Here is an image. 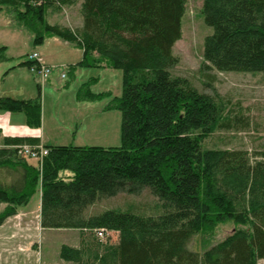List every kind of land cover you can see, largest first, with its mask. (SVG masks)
<instances>
[{"label":"trees","instance_id":"16d2710c","mask_svg":"<svg viewBox=\"0 0 264 264\" xmlns=\"http://www.w3.org/2000/svg\"><path fill=\"white\" fill-rule=\"evenodd\" d=\"M81 1L82 26L52 25L48 11ZM187 0H0V13L13 14L34 35L35 47L59 38L83 51L66 67L122 72V95L94 93L99 78L77 91L78 102L110 98L104 112L122 115L121 145L44 146L38 166L20 147L41 146L39 138H6L0 148V225L28 205L40 189L41 227L79 230V248L63 246L60 257L74 264H258L264 259V150L207 149L217 131L235 127L224 105L174 76L173 56L181 40ZM202 15L212 34L204 40L203 67L219 72L264 73V0H203ZM0 48V64L8 59ZM21 67L40 70L27 60ZM68 86V85H67ZM42 88L34 100L0 98V111L22 113L31 128L42 125ZM237 123H242L240 118ZM236 123V124H237ZM245 125H248L245 122ZM157 198L155 215L90 209L121 194ZM239 226L203 254L189 249L193 237H214L219 225ZM117 234L101 242L95 231ZM90 237H88V234Z\"/></svg>","mask_w":264,"mask_h":264},{"label":"rangeland","instance_id":"374dc122","mask_svg":"<svg viewBox=\"0 0 264 264\" xmlns=\"http://www.w3.org/2000/svg\"><path fill=\"white\" fill-rule=\"evenodd\" d=\"M81 4L82 2L78 1L73 6H57L49 9L48 22L52 25L77 29L82 22ZM202 9L203 0H187L182 38L173 48V56L178 60V65L172 73L174 76L187 78L199 92L210 95L222 103L225 109L224 117L231 118L235 123L233 130L214 133L205 141V148L245 150L249 152L252 161L260 160L259 154L264 150V73L219 72L203 67L204 40L213 30L205 24ZM46 41L44 46L35 47L34 35L30 30L19 28L13 14L8 11L0 13V48H8L6 52L8 60L0 64V98L20 99L17 97L23 95L25 91L27 93L28 89L37 93L38 97L41 80L46 83L42 91L41 103L43 129L47 137H52L51 139H54L52 141L58 143L59 140H63L65 132L69 136L73 135L78 123L81 134L90 139L86 144L95 143L94 146L102 147L120 146L122 115L119 111L104 112L110 98L96 102H78L76 94L80 86L90 78H99V82L92 87L94 93L110 91L113 97H120L123 87L122 72L112 69H81L72 79L67 75L66 66L58 70L59 78L56 80L54 71L57 70L45 64L37 52L42 51L50 63L66 64L76 62L80 51L72 47L69 51L66 45L61 46L59 42L63 41L60 39ZM30 59L41 60L44 66L52 69V72L45 77L36 67H33L32 73L29 68L20 66ZM41 66L40 63V68ZM18 68L21 69L11 73ZM8 73L11 75L6 78ZM51 81L53 82L50 83ZM237 118L243 120L242 123H237ZM245 122L248 125H245ZM65 139L63 144L58 145H67L69 137ZM73 143L72 140L69 142V144ZM29 162L38 166L42 163V159H30ZM39 191L34 195L33 204L35 200L40 199ZM157 201L150 191H145L140 196L121 194L98 203L90 209V213L98 215L107 210H117L145 216L155 215L158 210L155 207ZM30 219L31 229L36 230L31 233L32 240L37 242V245L33 246L34 252L32 251L36 264H62L59 263V257L63 246L80 247L79 230L43 231L40 228L38 212H33ZM238 227L233 222L223 223L216 229L214 237L196 235L191 239L188 247L203 254L211 246L232 235ZM117 239V234L113 232L107 240L114 244Z\"/></svg>","mask_w":264,"mask_h":264},{"label":"crops","instance_id":"0c3cea01","mask_svg":"<svg viewBox=\"0 0 264 264\" xmlns=\"http://www.w3.org/2000/svg\"><path fill=\"white\" fill-rule=\"evenodd\" d=\"M82 23H83V20L80 23V26L77 28H80L82 26ZM48 39L50 40L55 39V41H57V39L59 38L54 37V38H48ZM46 43L47 41H45V43L42 46H44ZM59 43L61 44V46L66 45L65 47L67 49L69 48V51H71V47L73 49L79 50L81 54V59H82V56H83L82 50L77 49L74 45L68 42H65V41L59 42ZM7 51H8V48H7ZM37 54L43 59V62H45V64L57 70V71H54L56 72L55 74L57 77L56 80L59 78V75L57 74V72H59L58 70H60L61 67H66L68 66V64L74 65L81 61V59L79 60L80 58V54H79V57L76 59L77 61L74 63H71V62H68L66 64L65 63L60 64L56 62L50 63L49 59H47V57L44 56L42 51L37 52ZM19 69L21 68L14 69L11 71V73ZM81 69L82 68L78 69L76 73H78V71ZM30 71L33 73L32 70ZM11 73H8L6 75V78H8L11 75ZM52 82L53 81H51L50 83ZM39 84L42 88V91H44L46 87V83H43L40 80ZM25 92L23 95H19L17 98H20L21 100H34L37 98V93H35L34 91H31L30 89H28L27 93ZM24 96H29V97L25 98ZM43 123H44V119L42 117L41 127L31 128L27 124V119L24 114L0 111V148L4 147V140L8 137L10 138H15V137L39 138L42 143L41 146L43 147L44 146H68L71 140L74 143L69 144V145H74V146H89V145L91 146L95 144V143L86 144V142L90 139H88L85 135L81 134V127H78L79 125H77L78 123H76L75 133L69 136L68 133L65 132V135L62 138L63 140H66L65 138L69 137V141H67L68 144L58 145V144H63L64 141L59 140L58 143H55L54 141H52L54 140V139H51L52 137H47L43 129ZM65 131H68V130L65 129ZM40 191H39V194H40L39 200H35V203L33 204V198H34L33 196L28 205L20 206L15 216L8 218L2 225H0V264H36L37 263V261L35 260V256L32 255V251L34 252L33 246L37 245V242L32 240V236H31L32 231H36V230L31 229L30 217L33 212L34 213L38 212L40 228L41 230L45 231L41 227V222H40L41 204H42V193ZM6 208H7V204L1 203L0 204V214L4 212ZM59 258H60L59 263L73 264L71 262L64 261L63 259H61V257ZM258 264H264V259L260 260Z\"/></svg>","mask_w":264,"mask_h":264},{"label":"built area","instance_id":"2783aa9c","mask_svg":"<svg viewBox=\"0 0 264 264\" xmlns=\"http://www.w3.org/2000/svg\"><path fill=\"white\" fill-rule=\"evenodd\" d=\"M32 61H37L41 63L40 73H42L45 77H47L48 73L52 72V69H50L48 66H44L43 63L39 59H30ZM37 148H31L30 146L24 145L20 147L19 154L27 157L29 159H36L41 160L43 156L48 154V150L45 149L43 146H40L38 149L40 150V153L36 151ZM96 237L99 241L104 242L108 239V236H110L111 232L105 230V229H98L95 231Z\"/></svg>","mask_w":264,"mask_h":264},{"label":"bare ground","instance_id":"6f19581e","mask_svg":"<svg viewBox=\"0 0 264 264\" xmlns=\"http://www.w3.org/2000/svg\"><path fill=\"white\" fill-rule=\"evenodd\" d=\"M30 69V68H29Z\"/></svg>","mask_w":264,"mask_h":264}]
</instances>
